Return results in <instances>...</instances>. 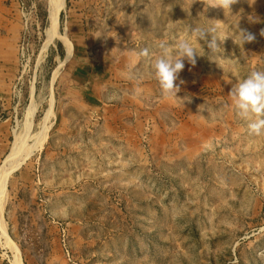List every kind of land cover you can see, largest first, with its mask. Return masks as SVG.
<instances>
[{
    "label": "rangeland",
    "instance_id": "1",
    "mask_svg": "<svg viewBox=\"0 0 264 264\" xmlns=\"http://www.w3.org/2000/svg\"><path fill=\"white\" fill-rule=\"evenodd\" d=\"M190 4L0 0V264H264V135L228 95L264 70V0ZM199 19L256 39L201 41L164 98L137 52Z\"/></svg>",
    "mask_w": 264,
    "mask_h": 264
},
{
    "label": "clouds",
    "instance_id": "2",
    "mask_svg": "<svg viewBox=\"0 0 264 264\" xmlns=\"http://www.w3.org/2000/svg\"><path fill=\"white\" fill-rule=\"evenodd\" d=\"M196 2L197 0H191L190 7L186 11L189 15H191V5ZM199 2L204 5L205 11L208 8H219L223 9L226 16L232 15V5L239 3V0H199ZM248 3L253 4L255 0H252L251 3L248 0ZM249 19L251 20L252 17ZM260 35L264 36V29L261 30ZM229 37L240 48L256 39L253 33L239 28L238 22L232 35H224L216 24H202L199 19L194 23V26L189 24L182 35L171 43L162 40L157 45L155 52L148 48H142L137 52V55L150 61V74L157 82L162 97H177L180 86L175 82L179 73L184 69V60L186 59L195 66L197 57L204 55L201 41L213 53H223L221 45ZM220 57V55H214L211 58L217 61V58ZM230 60L233 69L239 67L238 59ZM228 95L230 107L236 116L245 122L248 133L255 136L264 135V70H253L247 73L244 78H238Z\"/></svg>",
    "mask_w": 264,
    "mask_h": 264
},
{
    "label": "bare ground",
    "instance_id": "3",
    "mask_svg": "<svg viewBox=\"0 0 264 264\" xmlns=\"http://www.w3.org/2000/svg\"><path fill=\"white\" fill-rule=\"evenodd\" d=\"M0 194H3L1 190H0ZM4 202H5V201H4V196H3V195H0V211H1V212H2V210H3ZM1 220H3V219H1ZM16 257H17V260L15 261V264H19L20 261H19V257H18V255H16Z\"/></svg>",
    "mask_w": 264,
    "mask_h": 264
}]
</instances>
